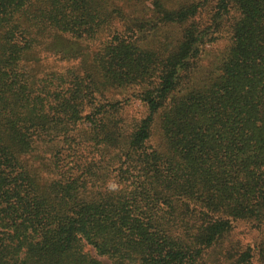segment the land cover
Listing matches in <instances>:
<instances>
[{
    "label": "trees",
    "instance_id": "16d2710c",
    "mask_svg": "<svg viewBox=\"0 0 264 264\" xmlns=\"http://www.w3.org/2000/svg\"><path fill=\"white\" fill-rule=\"evenodd\" d=\"M100 258L264 264V0H0V264Z\"/></svg>",
    "mask_w": 264,
    "mask_h": 264
},
{
    "label": "rangeland",
    "instance_id": "374dc122",
    "mask_svg": "<svg viewBox=\"0 0 264 264\" xmlns=\"http://www.w3.org/2000/svg\"><path fill=\"white\" fill-rule=\"evenodd\" d=\"M112 5H114V4H112ZM145 5H148V1L146 2ZM124 11L126 13H128L125 8H124ZM224 44H225V40H218L216 43H214L209 48V50H210L208 53L209 56H207L200 64L202 71H207L211 67L212 62L216 61L218 55L224 49ZM90 47H92V49H95L96 46L95 45L93 46V44H92ZM248 238H249V236H248ZM100 260H101L102 264H111V262L106 258H100Z\"/></svg>",
    "mask_w": 264,
    "mask_h": 264
}]
</instances>
